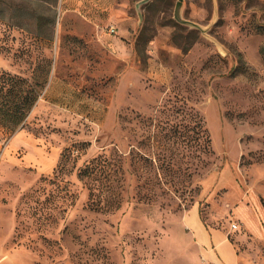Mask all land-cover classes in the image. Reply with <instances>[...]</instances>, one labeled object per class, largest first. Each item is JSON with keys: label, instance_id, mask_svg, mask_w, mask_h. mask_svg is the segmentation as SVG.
<instances>
[{"label": "rangeland", "instance_id": "rangeland-1", "mask_svg": "<svg viewBox=\"0 0 264 264\" xmlns=\"http://www.w3.org/2000/svg\"><path fill=\"white\" fill-rule=\"evenodd\" d=\"M175 3L0 0V264H205L193 207L264 264V0Z\"/></svg>", "mask_w": 264, "mask_h": 264}, {"label": "trees", "instance_id": "trees-1", "mask_svg": "<svg viewBox=\"0 0 264 264\" xmlns=\"http://www.w3.org/2000/svg\"><path fill=\"white\" fill-rule=\"evenodd\" d=\"M3 75H6V78L0 84V121H2L3 126L14 129L31 111L38 98L39 90L43 87L46 79L40 84L37 82L28 83L27 88L21 89V84H27L26 79L8 73H3ZM5 82L9 83L8 87H5ZM71 151L68 148L65 149L62 157L71 154ZM95 168L94 165H86L83 170L79 171V176L87 177L95 171Z\"/></svg>", "mask_w": 264, "mask_h": 264}, {"label": "crops", "instance_id": "crops-1", "mask_svg": "<svg viewBox=\"0 0 264 264\" xmlns=\"http://www.w3.org/2000/svg\"><path fill=\"white\" fill-rule=\"evenodd\" d=\"M184 221L201 249L205 264H238L236 250L227 235L205 226L196 207L189 210Z\"/></svg>", "mask_w": 264, "mask_h": 264}, {"label": "water", "instance_id": "water-1", "mask_svg": "<svg viewBox=\"0 0 264 264\" xmlns=\"http://www.w3.org/2000/svg\"><path fill=\"white\" fill-rule=\"evenodd\" d=\"M182 4H183V0H176L175 7H174V18L180 21L181 19L179 17V13H180Z\"/></svg>", "mask_w": 264, "mask_h": 264}, {"label": "built area", "instance_id": "built-area-1", "mask_svg": "<svg viewBox=\"0 0 264 264\" xmlns=\"http://www.w3.org/2000/svg\"><path fill=\"white\" fill-rule=\"evenodd\" d=\"M115 32V28L114 27H111L110 29H109V33H114Z\"/></svg>", "mask_w": 264, "mask_h": 264}]
</instances>
